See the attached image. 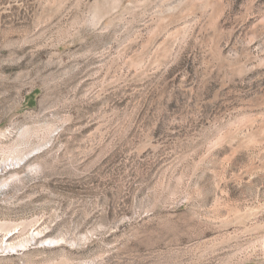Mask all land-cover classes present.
<instances>
[{
    "label": "rangeland",
    "instance_id": "374dc122",
    "mask_svg": "<svg viewBox=\"0 0 264 264\" xmlns=\"http://www.w3.org/2000/svg\"><path fill=\"white\" fill-rule=\"evenodd\" d=\"M0 264H264V0H0Z\"/></svg>",
    "mask_w": 264,
    "mask_h": 264
},
{
    "label": "trees",
    "instance_id": "16d2710c",
    "mask_svg": "<svg viewBox=\"0 0 264 264\" xmlns=\"http://www.w3.org/2000/svg\"><path fill=\"white\" fill-rule=\"evenodd\" d=\"M34 97L31 95V96H29V100H32Z\"/></svg>",
    "mask_w": 264,
    "mask_h": 264
}]
</instances>
